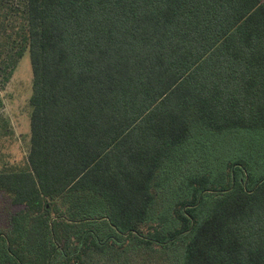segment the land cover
I'll use <instances>...</instances> for the list:
<instances>
[{
  "label": "trees",
  "instance_id": "16d2710c",
  "mask_svg": "<svg viewBox=\"0 0 264 264\" xmlns=\"http://www.w3.org/2000/svg\"><path fill=\"white\" fill-rule=\"evenodd\" d=\"M26 52L0 264H264V0H0V89ZM240 133L256 148L193 159Z\"/></svg>",
  "mask_w": 264,
  "mask_h": 264
},
{
  "label": "rangeland",
  "instance_id": "374dc122",
  "mask_svg": "<svg viewBox=\"0 0 264 264\" xmlns=\"http://www.w3.org/2000/svg\"><path fill=\"white\" fill-rule=\"evenodd\" d=\"M33 88V74L30 54L26 52L19 61L13 76L7 85L0 89L3 106L0 109V170L14 171L24 170L28 166V155L31 146V96ZM240 137L232 138L228 135L215 134L209 137L204 135L198 138L196 149L193 151V159L197 161H213L217 157L225 159L232 156V151L239 149H254L256 141L247 133H240ZM262 143V142H261ZM258 145V143H257ZM192 159V160H193ZM191 160V159H190ZM220 166L217 160L211 165L214 170ZM210 167V168H211ZM205 168L204 165L200 169ZM180 180L176 179L166 188V206L171 204V195L178 192ZM23 206L14 205L10 195L0 191V232H10L12 217ZM101 237L107 235L109 228L101 226ZM78 229V228H75Z\"/></svg>",
  "mask_w": 264,
  "mask_h": 264
}]
</instances>
